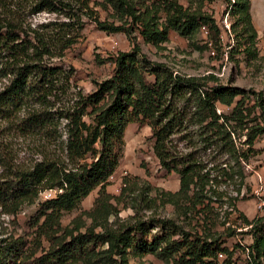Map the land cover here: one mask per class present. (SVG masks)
<instances>
[{
    "label": "rangeland",
    "instance_id": "1",
    "mask_svg": "<svg viewBox=\"0 0 264 264\" xmlns=\"http://www.w3.org/2000/svg\"><path fill=\"white\" fill-rule=\"evenodd\" d=\"M85 1L88 8L84 11L92 17L80 16L83 28L76 43L62 57L45 60L59 66L63 74L69 73L66 89L45 102L30 98L17 110L0 112V182L31 169L43 158L64 157L65 121L55 118L49 130L41 131L29 126L28 118L69 107L77 92H91L94 82L113 73L114 64L106 60L131 50L133 43L138 44L147 60L165 64L174 74L199 79L208 87L227 84L247 92L241 101L242 116L237 120L230 115L235 104L217 106L218 112L228 117L223 130L230 133L234 150L216 139L214 131L194 121L190 103L179 102L185 107L186 122L183 130L172 137V150L175 157L188 158L194 167L190 190L178 193L179 176L160 167L153 153L150 127L129 124L119 165L105 188L112 196L107 201L97 205L96 188L75 208L63 211L58 226L53 228L45 225L44 218L35 225V217L39 204L54 191L43 190L34 202H23L16 209L0 206V264H32L49 246L47 233L65 237L70 232L77 235L93 230L99 234L105 227L117 228L134 218L152 216L173 219L185 229L219 235L231 249L239 245L233 258L237 264H246L245 249L252 239L243 217L253 220L264 216V212L256 211L254 194L257 186L264 187V134L250 143L254 128L264 129V0H249L248 17L240 6L232 7L234 0H177L189 11L213 18L218 32L210 33L204 27L184 38L170 31L167 40L157 46L145 43L137 31L129 37L123 32L98 29L95 18L116 25L125 19L115 15L105 0ZM128 1L140 9L157 8L159 21H164L159 10L162 0ZM34 4V0H0V28L6 30L7 25L15 24L26 30L37 29L67 20L60 13H31ZM8 82L9 77H0V92ZM107 248V244L97 246L96 252ZM102 256L100 253L87 264H104ZM261 262L264 264V256ZM129 264L172 263L149 254L130 257Z\"/></svg>",
    "mask_w": 264,
    "mask_h": 264
},
{
    "label": "trees",
    "instance_id": "2",
    "mask_svg": "<svg viewBox=\"0 0 264 264\" xmlns=\"http://www.w3.org/2000/svg\"><path fill=\"white\" fill-rule=\"evenodd\" d=\"M34 1L31 13H60L67 20L43 24L37 29L26 30L15 24L7 25L6 30L0 28V77H9L0 92L2 113L17 110L30 98L45 102L66 89L69 73L63 74L59 66L45 60L62 57L76 43L83 28L80 16L92 17L84 11L88 8L85 0ZM105 1L125 21L116 25L95 18L98 29L123 32L129 37L137 31L145 43L153 46L166 41L170 31L184 38H190L201 27L208 28L210 33L218 32L213 18L191 12L177 0H162L159 10L164 15L163 22L153 6L140 9L128 0ZM233 6H240L248 17L249 0H234ZM106 61L114 64L113 73L94 82L91 92H77L69 107L28 118V125L41 131L49 130L55 118L64 120L65 155L43 158L13 179L1 181L0 206L16 209L23 202H34L43 190L54 191L53 196L39 204L35 217V225L44 218L45 225L53 228L58 226L63 211L75 208L94 189L98 188L97 205L107 201L112 196L105 188L119 165L125 130L132 123L150 127L152 149L160 167L178 174V193L188 192L194 164L188 158L175 157L172 150V137L183 130L186 122L185 107L178 105L181 101L192 105L198 125L214 131L216 139L234 150L230 133L223 130L228 117L219 113L217 106L235 104L230 115L237 120L242 116L245 90L227 84L208 87L199 79L174 74L165 64L147 60L135 43L131 50L118 52ZM257 97L260 100V94ZM261 134L263 128H254L250 143ZM243 221L250 227L252 239L245 249L246 264H262L264 216L253 220L243 217ZM47 234L49 246L32 264H87L100 253L104 264H129L130 257L149 254L172 264H237L233 256L239 246L231 249L219 235L185 229L173 219L155 216L134 218L117 228L105 227L99 234L93 230L77 235L70 232L65 237ZM104 244L108 245L107 250L96 252V247ZM219 254L223 257L219 258ZM113 255L118 258L113 260Z\"/></svg>",
    "mask_w": 264,
    "mask_h": 264
},
{
    "label": "built area",
    "instance_id": "3",
    "mask_svg": "<svg viewBox=\"0 0 264 264\" xmlns=\"http://www.w3.org/2000/svg\"><path fill=\"white\" fill-rule=\"evenodd\" d=\"M205 29L204 27H201ZM255 194V208L258 213L264 212V187L262 185H259L254 190ZM219 258H222L223 256L219 254Z\"/></svg>",
    "mask_w": 264,
    "mask_h": 264
}]
</instances>
